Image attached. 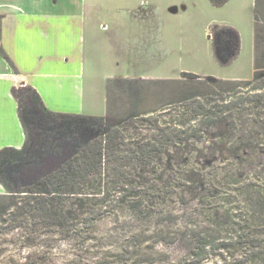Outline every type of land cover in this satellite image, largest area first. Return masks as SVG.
<instances>
[{"label":"rangeland","instance_id":"obj_1","mask_svg":"<svg viewBox=\"0 0 264 264\" xmlns=\"http://www.w3.org/2000/svg\"><path fill=\"white\" fill-rule=\"evenodd\" d=\"M87 5L86 48L75 53L96 93L87 104L107 118L103 178L63 194L60 218L0 217V264H264V23L254 0L77 9ZM215 25L239 35L228 65L214 47L238 38ZM72 98L81 111L80 85ZM9 194L0 183V206Z\"/></svg>","mask_w":264,"mask_h":264},{"label":"trees","instance_id":"obj_2","mask_svg":"<svg viewBox=\"0 0 264 264\" xmlns=\"http://www.w3.org/2000/svg\"><path fill=\"white\" fill-rule=\"evenodd\" d=\"M209 1L214 7L221 8L230 0ZM254 19L264 23V0H254ZM214 28L213 32L219 37L220 32L227 31L239 37L233 27L215 25ZM227 42V38H220V43L225 46ZM220 43L214 47L216 58L221 65H228L232 57L239 53V38L234 47L221 49ZM0 54L18 72L2 47ZM259 76L256 72L253 79L257 80ZM223 81L226 82L219 80L218 83ZM251 82L247 81L246 84ZM23 86L27 85L22 84L20 87ZM27 87L30 92L27 101L21 99L19 88L12 89L25 132V142L21 148L4 147L0 150V183L10 193L3 197L6 205L0 206L4 210L0 212V217L28 220L40 215L41 218L56 219L61 215L58 202L62 200L63 194L68 191L81 194L93 188V179L102 180L105 165L103 138L108 126L107 118L53 112L34 87ZM19 194H27L24 195L28 196L25 206L22 205L24 202L19 203ZM30 205L32 209L28 211L26 206Z\"/></svg>","mask_w":264,"mask_h":264},{"label":"crops","instance_id":"obj_3","mask_svg":"<svg viewBox=\"0 0 264 264\" xmlns=\"http://www.w3.org/2000/svg\"><path fill=\"white\" fill-rule=\"evenodd\" d=\"M84 1L88 2L61 0L58 4L55 0H6L5 5L0 4V47L18 70L15 72L0 54V150L21 148L25 142L18 105L12 95V89L22 84L33 86L53 112L98 114L88 106L96 93L91 84L89 88L84 84L86 62L78 70L79 55L75 53L79 48H86L82 43L83 32L92 17L88 5L84 10L77 9L82 8ZM65 5L75 8L65 10L62 8L67 7ZM79 85L83 91L81 111L75 110L77 103L72 98L77 97ZM72 104L74 110L69 109ZM84 110L90 114H84Z\"/></svg>","mask_w":264,"mask_h":264}]
</instances>
